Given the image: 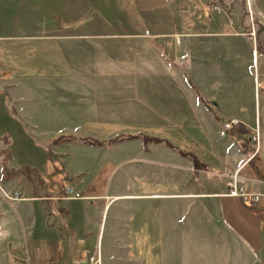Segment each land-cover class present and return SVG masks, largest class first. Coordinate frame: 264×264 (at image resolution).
Segmentation results:
<instances>
[{"label": "crops", "instance_id": "1", "mask_svg": "<svg viewBox=\"0 0 264 264\" xmlns=\"http://www.w3.org/2000/svg\"><path fill=\"white\" fill-rule=\"evenodd\" d=\"M232 10L234 19L226 15ZM247 10L259 18L254 41L244 30ZM159 56L160 76L145 69L152 58L158 66ZM127 58L140 63L142 81L94 85L95 77H108L111 61ZM63 61L70 69L59 68ZM26 75L37 80H21ZM0 76L14 107L11 114L0 107L2 125L14 116L33 127L158 125L164 115L156 107L112 114L108 104L110 95L156 93L161 83L187 95L180 113L187 125L201 120L232 135L225 150L183 148L187 158L166 147L173 160L161 185L154 138L48 135L41 153L28 156L35 162L0 167V188L9 189L3 197L20 198L2 197L13 216L0 205V243L16 233L23 240L16 245L36 264H264V199L247 208L225 196L226 175L236 169L239 184L264 195V0H0ZM76 95H96L98 106L79 108ZM232 120L237 125L224 129ZM235 132L248 133L247 141ZM2 157L8 163L11 154ZM60 180L86 199L61 198Z\"/></svg>", "mask_w": 264, "mask_h": 264}, {"label": "rangeland", "instance_id": "2", "mask_svg": "<svg viewBox=\"0 0 264 264\" xmlns=\"http://www.w3.org/2000/svg\"><path fill=\"white\" fill-rule=\"evenodd\" d=\"M206 5H208V1L210 0H205ZM219 6V5H218ZM220 7V6H219ZM234 9V8H233ZM215 12V10H212ZM218 12V11H216ZM221 12L222 9H221ZM224 13V12H223ZM222 13V15H223ZM225 14V13H224ZM219 15L220 17L223 18L221 14H215ZM226 15L229 16V18L234 19V17H237L235 15L234 10L227 12ZM224 15V16H226ZM207 16V15H206ZM213 15H211L212 17ZM252 18V24L254 26V30L259 28L257 26V22L259 18L255 15L251 16ZM249 22V21H248ZM248 29V30H247ZM245 32H251V28L248 26V28L244 29ZM176 45V44H175ZM178 46V45H176ZM181 48H178L177 50L180 52ZM164 54H160L162 57L166 56V50L164 47ZM132 56V55H131ZM158 66L155 64L153 65V58L151 60V65L149 62L147 63L150 68H146L148 71H152L151 74L156 73L158 76H160V73L163 70V66L160 61V56L158 57ZM149 61V60H148ZM4 66H6L5 62L3 63ZM142 64V63H141ZM175 64H179L178 61L175 62ZM63 67H59L62 69H70V64L66 62H62ZM96 65L99 67L98 70H100L101 65L100 63H96ZM143 66V64H142ZM147 66V65H146ZM57 67V69H59ZM109 73L108 77L101 78V77H95L94 80V85H110V86H117L121 85L122 82L126 84H134L135 81L141 80V78L136 79V76L142 73L143 69L140 66V63L135 62L134 60H129L127 58V61L124 62H117V61H111L109 63ZM32 71V67H26V72L29 73ZM106 71V70H105ZM153 76V75H152ZM27 78H22L21 80L25 82L32 83V81H36L37 78L32 77V75H26ZM160 80V78H158ZM149 81V80H148ZM103 82V83H102ZM6 83H4V80L0 76V107H6L5 110L9 114H11L13 111V102H10L7 99L6 93H5V88H6ZM156 93H150L146 95H127L126 98L123 97V95H110V102L108 104V108H110V111L112 114H116L118 111L122 110L123 108L127 109L128 111H134V109H141V112L144 110H148L150 106L156 107V110L158 111L159 114H163L164 118L162 120H159L160 123L158 125H152V126H145V125H139V126H115V125H108V126H95V125H88V126H59L55 123L53 124H46V126H40V127H33L30 125H27L23 123L22 121H18L15 119L14 116V121L13 123H8L5 125L0 124V167L7 169V168H12L14 166H22V164L26 162H35L34 158H29L28 156L34 152L38 153L37 151H40L42 147L45 145L46 136H52V138L56 137H61L65 135H76L78 136H87L92 139H99L102 136H104V139H109L111 141L116 140L118 135H131L133 138H141V141L146 142L149 137L154 138L156 140L168 142L170 145L175 146L180 153L182 150H185L183 148L189 149L187 152H195L198 153L200 152L201 148L204 147V144H206V150L210 148H214L217 146H222L221 149L225 150L227 146V140L230 138L229 132H225L222 129L221 125H215V126H207L205 125L201 120H197L196 125H187L183 120H181L180 113L184 109V103L188 101L187 95L182 93V91H163L166 89L165 85L158 83V85H154ZM260 103L263 105L264 102V96L260 92ZM65 96H70V95H65ZM96 95H76V97L80 98L78 103L79 108L85 109L86 106L90 107L92 105L93 107H97L98 103L96 102H91V98L95 97ZM84 97H87L89 100H85ZM143 103V104H142ZM142 106H141V105ZM64 105V104H62ZM61 105V106H62ZM141 107V108H139ZM182 107V109H180ZM64 109V107L62 106ZM107 108V106H105ZM174 108V110H173ZM62 109V110H63ZM172 109V110H171ZM144 111V113L146 112ZM15 114V113H14ZM117 115H110V118L108 121L110 122H117ZM161 119V118H159ZM262 121V120H261ZM162 122V123H161ZM149 133H148V132ZM220 131H223L225 133L226 137L221 138L219 137ZM240 138L242 140L247 141L248 139V133H243L239 134ZM148 136V137H147ZM237 135H233V139H236ZM9 146H8V142ZM142 142V143H143ZM164 142H157L159 145L158 146H153L152 149L154 150L153 152L154 155H156V161H157V172H158V177H159V185H161L165 181V176L166 173L169 171L168 168L170 167V159L166 153H172L170 150H168ZM139 142H130L127 143V147L133 148L134 146L138 145ZM153 143V142H152ZM162 143V144H161ZM146 144H149L147 141ZM259 146V145H258ZM7 150L11 154V158L8 161V163H5L4 157H2ZM186 152V151H184ZM165 153V154H164ZM42 159L45 158L46 160V155L45 152L42 154ZM180 155V154H179ZM181 156H183L181 154ZM189 157V155H184L183 158ZM192 156H190V159L192 160ZM124 159V158H123ZM149 159V157H147ZM189 159V160H190ZM124 160L128 161V157L125 158ZM138 160H141V158L138 157ZM152 160H155V157L152 155ZM173 160V159H171ZM190 160V161H191ZM195 161L197 159H193L191 162L193 165L195 164ZM137 165H140L141 163L138 162L136 163ZM110 165L113 166L112 160H110ZM135 165V163L130 162L126 163V168H131ZM142 166V165H140ZM143 168V167H142ZM113 172V171H112ZM111 172V173H112ZM116 174L118 172L114 171ZM113 172V173H114ZM238 169L233 171L232 173L229 174H234L237 179ZM114 173L113 176H116ZM112 176V177H113ZM168 176H174V174H169ZM160 177L162 178L160 180ZM117 179V176L115 177ZM64 184V180H60L59 182V187ZM7 187V186H5ZM4 188L3 190L0 188V205L3 206V211L6 212V215H11V208L8 206H5V200L3 199V194L1 190L7 194L9 191L8 188ZM160 187V186H159ZM82 196V195H81ZM3 197V198H2ZM84 198V197H83ZM86 199V198H84ZM83 199V200H84ZM9 202V201H8ZM15 215V214H14ZM12 232V231H11ZM9 234V233H8ZM13 237H10L8 239H2V242L0 243V264H36L35 261L28 260V254H23L22 250L23 247L17 246L16 242H23L22 239L19 238L18 235H12ZM95 262H97L95 260Z\"/></svg>", "mask_w": 264, "mask_h": 264}, {"label": "built area", "instance_id": "3", "mask_svg": "<svg viewBox=\"0 0 264 264\" xmlns=\"http://www.w3.org/2000/svg\"><path fill=\"white\" fill-rule=\"evenodd\" d=\"M247 6V1L245 2ZM212 10L219 11L220 8L217 5H210L209 7ZM248 9V6H247ZM247 14L249 17V24L248 26L251 28V32H249L248 36L254 41L255 39V33L258 29L254 30V26L252 24L251 19V13L249 10H247ZM175 44L179 45V39L178 37H175ZM181 59H184V56L180 57ZM237 125V121L232 120L228 123L223 125V128L226 130H230L233 126ZM250 143L253 145V155L256 154L258 151V145H259V135L258 131L255 129L250 138ZM59 196L63 199L68 200H83L84 198L81 196V193L74 190L72 187L67 186L65 184H62L59 187ZM225 196L230 198L238 199L242 205H244L247 208H255L262 199H264V195L256 192H251L246 189L243 185L239 184V180L234 174H227L225 178ZM5 199L9 202H15L20 200L19 195L17 193H13L12 196L4 195ZM90 262H93L94 260L92 258L89 259Z\"/></svg>", "mask_w": 264, "mask_h": 264}, {"label": "trees", "instance_id": "4", "mask_svg": "<svg viewBox=\"0 0 264 264\" xmlns=\"http://www.w3.org/2000/svg\"><path fill=\"white\" fill-rule=\"evenodd\" d=\"M68 137H63V140H65V139H67ZM152 141H154V142H164V141H160V140H156V139H152ZM85 142H87V141H85ZM89 142V144H97L96 142L95 143H91L90 141H88ZM165 143V145L167 146V147H169V148H171V149H175V147L173 146V145H170L168 142H164ZM179 154L181 155H186V154H184V153H180L179 152ZM194 158H192V160H193ZM195 164H196V161H195Z\"/></svg>", "mask_w": 264, "mask_h": 264}]
</instances>
